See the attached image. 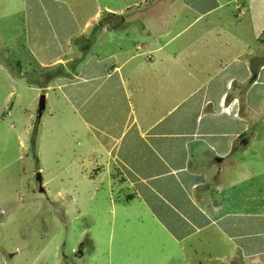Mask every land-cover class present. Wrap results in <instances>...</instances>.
Listing matches in <instances>:
<instances>
[{"label":"crops","instance_id":"0c3cea01","mask_svg":"<svg viewBox=\"0 0 264 264\" xmlns=\"http://www.w3.org/2000/svg\"><path fill=\"white\" fill-rule=\"evenodd\" d=\"M45 1L68 11L69 27L46 21L37 7L38 14L27 18L24 51L40 69L64 68L56 77L65 86L58 87L66 90L75 115L85 120L93 112L88 125L106 140L100 171L110 195L104 201L115 206L113 219L126 229L114 255L100 247L99 264H175L174 256L178 264H247L250 245L264 242V215L249 212L251 199L230 194L248 181L244 173L251 165L239 162L255 138L245 134L249 109L240 90L251 74L258 82L264 70V0H253L255 5L246 0L231 10L236 0H170L169 14L154 25L146 19L105 27L88 48L79 47L86 63L69 45L80 36L90 39L101 8L85 12L73 1L70 11L64 1ZM178 22L180 31L171 37L168 26ZM193 23L195 31L188 35ZM238 24H245L251 43L231 32ZM203 86L205 93L197 91ZM73 91L82 96L73 97ZM196 93L202 97H193ZM203 109L211 129L200 122ZM254 222L262 231L253 232ZM145 240L153 244L142 251L135 247Z\"/></svg>","mask_w":264,"mask_h":264},{"label":"rangeland","instance_id":"374dc122","mask_svg":"<svg viewBox=\"0 0 264 264\" xmlns=\"http://www.w3.org/2000/svg\"><path fill=\"white\" fill-rule=\"evenodd\" d=\"M60 1L70 4V11H74L73 1L81 8L83 5L85 12H93L99 6L102 10L100 19L103 20H110L112 13L109 11H117L119 14H112L116 18H112L111 23L116 24L117 19L121 23L125 21L136 25L146 19L154 25L157 18L169 14L166 5L172 3L170 0ZM245 1L236 0L229 5L230 10ZM179 3L183 4V0ZM37 7L46 21L52 23L53 20L62 27H69V20L66 19L68 11L63 6L56 7L45 0H0V264H99L104 255L99 254L100 247L103 252L106 248L112 249L114 255L117 238L126 231L113 219L115 206L112 207L108 200L104 201L105 196L108 198L110 195V189H105L107 180L100 171L105 166L103 146L106 140L88 125L93 121V112L83 120L66 102L63 96L65 89L60 91L58 87L65 86V83L58 82L61 77H56L64 68L40 69L24 51L27 18L38 14ZM195 25L193 23L190 27L188 35L195 31ZM240 25L232 28L231 32L241 37L240 40L251 43L252 37L246 36L243 29L245 24ZM180 27L179 22L171 28L168 26L171 37L180 31ZM92 29L90 27L88 31ZM84 37L73 40L69 50L78 51V57L86 63L89 59L81 57L82 53L78 50L87 41ZM257 47L255 45L251 50L255 51ZM74 68H66V71L72 73ZM53 76L55 81H51L50 89H46V83ZM252 77L251 74L240 90V100L243 95L249 109V129L245 134L249 140L255 138L247 146L250 153L239 161L251 162V165L248 163L250 169L247 167L244 173L248 181L239 183L236 186L238 193L232 191L230 197L251 199L249 212L264 215V164L261 163L259 168L255 166V162L264 160V70L258 82L254 83ZM235 85L233 83L232 89ZM206 87L197 91L205 93L203 89ZM73 88L78 92L77 86ZM76 92L70 94L73 97L82 96ZM41 96L45 97V109L38 118ZM193 97L202 95L196 93ZM90 104L89 99L83 105ZM207 110L201 112L203 120L200 119V122L205 128H210L206 126ZM227 119L233 121L237 128L235 119ZM232 129L235 130V127ZM92 133L96 137H92ZM234 160L237 161V158L234 157ZM230 169L232 167L227 170ZM236 172L242 173L243 169ZM234 173L232 169L230 177ZM114 186L112 189L116 190ZM40 187L43 192L39 191ZM121 205L117 206L124 207ZM252 226L253 232L262 231V225L254 222ZM132 230L140 232L134 227ZM136 237L142 238L140 234ZM260 243L250 245L251 257L247 264H264V252L260 251L264 249V242ZM152 244L145 240L135 247L142 251ZM115 261L117 259L113 258ZM172 263L178 264L175 256Z\"/></svg>","mask_w":264,"mask_h":264},{"label":"trees","instance_id":"16d2710c","mask_svg":"<svg viewBox=\"0 0 264 264\" xmlns=\"http://www.w3.org/2000/svg\"><path fill=\"white\" fill-rule=\"evenodd\" d=\"M110 15V14H109ZM110 20L109 19H100L98 21V23L93 27V29L91 30V33H90V39L86 41V43L84 44V46L86 48L89 47V45L91 44V42L94 40V38L105 28V27H108V28H113L115 27L116 25L120 26L122 23L119 22L117 19H116V24L114 23H111V20L112 18H116L115 15H110ZM119 23V24H118ZM255 80V74H253V77H252V81L254 82Z\"/></svg>","mask_w":264,"mask_h":264},{"label":"water","instance_id":"95a60500","mask_svg":"<svg viewBox=\"0 0 264 264\" xmlns=\"http://www.w3.org/2000/svg\"><path fill=\"white\" fill-rule=\"evenodd\" d=\"M44 109H45V97L44 96H41L40 97L39 104H38V118L41 117V114L44 111ZM241 143L243 145H245L246 144V140H243ZM39 184H41V179L40 178H39ZM39 191L40 192H43V189L40 187L39 188Z\"/></svg>","mask_w":264,"mask_h":264}]
</instances>
